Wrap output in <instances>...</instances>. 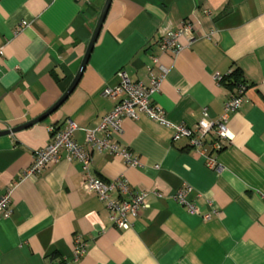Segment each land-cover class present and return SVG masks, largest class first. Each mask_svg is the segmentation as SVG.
<instances>
[{
    "label": "crops",
    "instance_id": "crops-1",
    "mask_svg": "<svg viewBox=\"0 0 264 264\" xmlns=\"http://www.w3.org/2000/svg\"><path fill=\"white\" fill-rule=\"evenodd\" d=\"M105 2L0 0V132L34 120L63 96ZM184 23L182 49L161 50L166 30ZM236 68L243 101L230 113L231 139L221 150L213 149V130L194 147L145 115L124 118L110 138L138 167L87 142L117 101L101 92L118 82L119 70L144 83L164 73L152 101L169 122L195 129L215 121L239 93L219 80ZM67 119L77 125L73 139L90 156L93 176H123L131 190L148 192L147 208L129 216L128 229L113 225L104 203L82 188L81 164L64 150L40 174L23 176L49 142L48 128ZM11 185L10 215L0 217V264H264V0H111L66 98L42 121L0 134V196ZM182 189L198 214L176 199Z\"/></svg>",
    "mask_w": 264,
    "mask_h": 264
},
{
    "label": "built area",
    "instance_id": "built-area-1",
    "mask_svg": "<svg viewBox=\"0 0 264 264\" xmlns=\"http://www.w3.org/2000/svg\"><path fill=\"white\" fill-rule=\"evenodd\" d=\"M189 28L190 26L184 23L180 28L166 30L159 42L160 49L174 53L179 52L182 49V45L179 44V38L184 36ZM1 57L2 50L0 49ZM154 62H156V59L153 60ZM116 78L118 82L115 85L106 86L101 92L104 97L116 99L115 105L110 112L102 117L101 123L97 128L87 132V142L97 151H104L111 155H122L130 166H140L134 154L128 153L118 144L110 142L112 135L122 132V121L124 118L137 119L140 115H145L151 120L171 128L174 140L186 138L189 144L194 147L200 146L204 136L211 130L216 134V140L212 143L215 151L221 150L225 142L230 141L231 137L226 124L230 113L238 109L243 101V88L237 94H230L223 105L222 114L215 121L203 127L190 129L183 125L169 122L163 110L152 101V95L159 89L164 73L159 76L151 74L147 83L132 82L123 70H119L116 73ZM204 114L207 115L206 109ZM76 129L77 125L71 119L66 120L63 128L49 127V142L45 147L35 152L33 162L23 172V176L32 177L40 174L48 163L55 162L58 159L60 150H64L67 153L68 160H77L81 164L82 188L86 192L96 194L104 203L109 211V217L113 225L124 230L128 229L130 227L129 216H137L141 210L147 208L148 192L131 190L123 176L111 182H104L93 176L90 173V156L73 139V133ZM97 134H102L103 136L98 137ZM11 191L12 185L8 186L4 194L0 196V217L10 215ZM113 195H116V197H113ZM176 199L180 203L185 204L190 212L199 213V208L185 200L184 189L176 194ZM208 217L209 215L204 216V218ZM84 246V244H80L75 248L72 256L75 261L84 253Z\"/></svg>",
    "mask_w": 264,
    "mask_h": 264
},
{
    "label": "water",
    "instance_id": "water-1",
    "mask_svg": "<svg viewBox=\"0 0 264 264\" xmlns=\"http://www.w3.org/2000/svg\"><path fill=\"white\" fill-rule=\"evenodd\" d=\"M110 1L111 0H106L105 2V5L101 11V14L99 16V20H98V23H97V26L92 34V38L90 40V43H89V46H88V49H87V52L83 58V61L81 63V66H80V69L76 75V77L74 78L73 82L71 83V85L69 86V88L67 89V91L63 94V96L52 106L50 107L46 112H44L43 114H41L39 117L35 118L34 120H31L25 124H22L21 126H18L16 128H12V129H9V130H5V131H1L0 134H7L9 132H14L16 130H20L22 128H25V127H28L30 125H33L35 123H38L40 121H42L44 118H46L49 114H51L60 104L61 102L66 98V96L69 94V92L73 89V87L76 85L82 71L84 70V67L86 65V62L88 60V57H89V54L91 52V49H92V46L94 45L95 41H96V38L98 36V33L100 31V28L102 26V23L104 21V18H105V15H106V12H107V9H108V6L110 4Z\"/></svg>",
    "mask_w": 264,
    "mask_h": 264
},
{
    "label": "trees",
    "instance_id": "trees-1",
    "mask_svg": "<svg viewBox=\"0 0 264 264\" xmlns=\"http://www.w3.org/2000/svg\"><path fill=\"white\" fill-rule=\"evenodd\" d=\"M220 82L230 90H234L236 88L240 90L245 86V81L243 80L242 74L238 68L234 69L229 75L222 77Z\"/></svg>",
    "mask_w": 264,
    "mask_h": 264
}]
</instances>
